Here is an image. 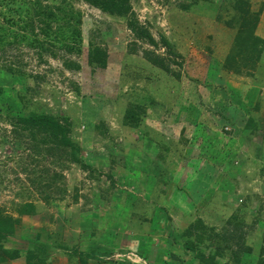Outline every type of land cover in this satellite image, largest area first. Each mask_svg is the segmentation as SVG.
<instances>
[{"label":"rangeland","instance_id":"374dc122","mask_svg":"<svg viewBox=\"0 0 264 264\" xmlns=\"http://www.w3.org/2000/svg\"><path fill=\"white\" fill-rule=\"evenodd\" d=\"M235 1L129 0L134 17H118L84 0H67L80 33L73 41L66 32L71 53L64 44L50 47L54 33L43 37L37 29L21 31L16 44L12 39V46L0 51V68L11 66L22 72L11 75L0 69V218L10 217L14 225V232L3 242L5 248L25 255L47 242L51 246L61 240L77 246L90 241L103 243L102 258L109 262L123 257L121 252L113 253L117 246L129 243L138 244L136 252L145 249L153 262L163 255L159 247L167 231L160 222L167 215L173 226L168 244L178 247L173 260L182 254L178 262L183 259L186 264L194 257L185 248L183 232L197 220L219 234L233 226L251 250L242 251L237 263L225 247L223 256L216 258L219 264H256L261 254L264 257V43L258 46L262 53L257 63L250 51L248 56L237 54L234 37L240 18L232 7ZM246 1L251 12L259 13L253 34L264 42V0ZM135 20L156 46L131 31ZM32 40L50 51L40 52L32 47ZM93 48L105 53L104 67L89 63ZM157 57L168 72L149 61L157 62ZM193 57L198 61H191ZM195 89L198 100L189 93ZM182 103L223 115L226 130L221 139H212L214 134L205 131L190 143L164 144L172 150L164 167L154 155L160 148H147L146 128L154 122L174 121L175 116L176 123L184 120L188 112L176 114V106ZM129 110L139 117L135 125L125 123ZM31 114L68 123L69 137L79 148L78 158L85 168L65 156H49L28 167L23 145L14 148L4 130H10L5 117ZM250 118L254 124L245 130ZM193 155L205 162L187 160ZM158 168V174L148 170ZM41 176L43 183L31 181ZM209 189L214 193H205ZM185 197H193L196 203L189 204ZM26 202L35 210L20 214L19 207ZM155 207L163 210H158L163 214L159 231L149 224ZM195 236L202 237L199 248L204 254L214 255L215 243L224 245L208 232L193 231L191 239ZM238 244L231 240L228 246ZM91 246L83 249L91 251ZM22 262L23 258L9 264Z\"/></svg>","mask_w":264,"mask_h":264},{"label":"trees","instance_id":"16d2710c","mask_svg":"<svg viewBox=\"0 0 264 264\" xmlns=\"http://www.w3.org/2000/svg\"><path fill=\"white\" fill-rule=\"evenodd\" d=\"M66 1L67 0H63V2L59 4H50L48 3V0H0V51L4 52L8 46H12V39L13 43L16 44L21 31L25 32V30H29V32L34 33L37 29L39 34L43 37H48L51 32L54 33V44H48L50 47L53 45V47H55V44H64V50H67V53H71L72 48H69L68 46L70 38L66 36V32L70 31L69 34L72 36L73 41H75V37H78L80 33L74 26L75 12L66 3ZM84 1L108 15H116L118 17H134V12L129 0ZM232 7L238 12L240 18L237 19L239 31H237V34L234 37L235 45L238 48L237 54L248 56L249 53L247 51H250V55L256 56L255 63H257L262 53L261 47L258 46H260L259 44L264 43L263 40L253 34L259 23V13L256 14L251 12L250 5L246 0H236L232 3ZM226 24L230 25L229 23ZM130 25L131 31L137 37L141 39L145 38L149 41L151 46H156L152 36L139 25L138 21L135 20L133 23L131 22ZM14 29H17L18 31H14ZM20 37L22 40L28 39L26 36ZM31 42L34 43L32 47L39 48L40 52L50 51L51 49L39 40H32ZM163 43L165 45V49L168 50L169 44L165 39H163ZM233 47L234 46L232 45L231 50H233ZM104 58L105 53L98 48L90 50L88 55L89 63L95 66L104 67ZM159 59L160 58H158V60L156 59L159 63L153 60L149 61L153 62V64L155 63V65H157L161 70L168 72L169 70L163 66L161 59ZM0 69L11 75L22 74V72L15 70L14 67L12 68L11 66H3V68ZM39 77L40 76H36V78ZM131 111L132 110H129L125 113V123L135 125L139 122V117L134 111ZM5 118L9 119L10 130H4L8 132L4 135L7 136L10 134L11 145L14 148L18 145H23L21 147H24L26 150L28 167L37 164L39 159L42 160L49 156H58L59 159H63L65 156L73 163L85 168L78 158L79 148L69 137L70 129L68 123H62L57 118L45 114H31L28 116L16 117L7 116ZM251 124L254 123H252V119L250 118L246 122L244 129H249ZM67 149L70 150L69 153L67 152ZM41 177H39V180L32 179L31 181L41 184V182L43 183V176ZM0 183H2V181ZM48 187H50V185H48ZM34 210L35 207L30 202H26L19 207V213L24 215L30 214L34 212ZM232 219L234 221V218ZM229 223H231V220ZM13 230L14 225L11 218L1 217L0 264L8 261L14 262L22 260V258L26 264H45V261L49 257V253L48 247L44 244H39L33 250H28L25 255H22L18 250H9L4 247V240L7 239V236L14 232ZM193 231H200V234L203 235L208 232L213 240H222L224 245L221 246L220 244L215 243L213 248L216 253L214 255H209L207 253L204 254L199 248L203 239L201 236H195L194 239H191ZM235 232L236 228L232 226L230 232L219 234L214 229L205 227L201 220H197L196 223L189 225L183 232V237L186 238L184 245L187 251L191 252L194 255V258L201 264H219L217 260L223 256L222 254L225 247L231 251L232 260L238 263L240 257L239 254H241L242 251L250 253L251 250L245 247L243 244L244 242H242V237L236 235ZM231 240H235L239 243L236 248H229L228 243L231 242ZM256 264H264V257L262 254L258 258Z\"/></svg>","mask_w":264,"mask_h":264},{"label":"crops","instance_id":"0c3cea01","mask_svg":"<svg viewBox=\"0 0 264 264\" xmlns=\"http://www.w3.org/2000/svg\"><path fill=\"white\" fill-rule=\"evenodd\" d=\"M192 59L191 61L197 62L198 59L196 57L190 58ZM188 59V60H190ZM188 77L190 79H196L193 75L189 74ZM184 81V78H180L179 84L182 85V82ZM197 89L195 90H190L189 93L194 96V100H198L196 92ZM183 97V94L181 92V98ZM203 99V98H202ZM182 100V99H181ZM204 102V101H203ZM205 104V102H204ZM181 106L178 107L176 106V114H184L185 112H188V116H184L182 121H179V123H176V117L175 120L171 121L169 120H164L162 122L153 123V125L148 128H146L149 132H146L147 136V141L146 145L147 148L150 149L151 151H157V148H160L158 152L154 153L156 159H158L160 162L164 163L165 167V162L169 159V156L172 155V150H169L168 147H164L163 145H168L170 143L178 144L179 141H183L184 143H190L193 142L194 139H196V136L203 135V132L208 131L209 133L211 132L212 134V139L217 138L221 139V135L223 136L222 131L226 130V124L227 121L224 120L223 115H212L211 113H207V111L203 109H199L198 107L194 105H185L184 103L180 104ZM160 108V107H159ZM169 112V111H168ZM150 117V116H149ZM180 117V116H179ZM181 120V117H180ZM148 125V124H147ZM146 125V126H147ZM218 130H216V129ZM151 131L153 133H151ZM145 134V133H144ZM148 134V135H147ZM153 134V137H152ZM144 136V138L146 137ZM224 137V136H223ZM167 140H165V139ZM170 138V139H169ZM169 139V140H168ZM191 139V140H189ZM172 140V141H171ZM199 140V139H197ZM165 141V142H164ZM162 143V145H158V143ZM196 142V140H195ZM162 146V147H161ZM150 152V151H149ZM213 152L211 151V154ZM152 155V152L149 153V156ZM149 157H147V162L150 161L148 160ZM190 162H205V160L200 157V156H189L187 159ZM145 167L142 168L143 171H146V163L144 162ZM159 167V165H158ZM149 172H153V174H158L161 168L151 170L148 169ZM195 184V183H194ZM197 184H199L197 182ZM189 187V186H188ZM184 190H188V195L190 194V190L188 188H185ZM213 190L209 189L205 193L212 194ZM214 193V192H213ZM162 197V196H160ZM187 198L189 204L193 205L194 201H192V198L185 197ZM158 201H160V198H158ZM157 201V202H158ZM172 203L171 200L167 202ZM174 205V204H173ZM175 206V205H174ZM165 208H168V206H165ZM158 210H162V208L155 207L153 209V212H155V216L152 218H149V224L150 226L153 227V230L159 231V228L161 226L158 220L161 215H163L161 212H158ZM163 211V210H162ZM161 225L163 226L164 230H166V235L164 234L163 236V247H159V251L163 253V255H159V257H155L154 261H151L150 254L143 249L142 251L135 250L134 248L137 247L135 244H122L120 246H117L115 250H113V253L115 252H121L123 257L119 259H114L111 261L104 262L102 258V248H103V243H100L97 245V243H91L90 241H84L83 243H80L77 246L71 245V243L68 242H62L61 240H58V242L55 240L57 243H52V245H47L48 247V253L49 257L45 261V264H184L183 259L182 263L178 262V259H181L182 254H179L175 260L172 259V255H175L174 250L178 248L177 246H173V244L169 245L168 241L169 239H173L170 236L171 233V228L173 226H170L168 224V217L166 215V219H164L162 222H160ZM173 223V222H172ZM205 224V223H204ZM162 235V234H161ZM170 237V238H169ZM92 245L91 246V251L84 250L83 247L84 245ZM142 244V243H139ZM109 247H112L111 245ZM174 247V248H172ZM94 249V250H93ZM109 249V248H107ZM111 250V249H110ZM94 251V252H93ZM123 251V252H122ZM148 253V254H147ZM128 255V256H127ZM170 258V259H169ZM143 259V260H142ZM10 261L1 263V264H9ZM186 264H201L198 260H196L194 257H190L189 260H186ZM22 264H26L25 262H22Z\"/></svg>","mask_w":264,"mask_h":264}]
</instances>
